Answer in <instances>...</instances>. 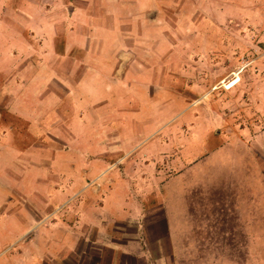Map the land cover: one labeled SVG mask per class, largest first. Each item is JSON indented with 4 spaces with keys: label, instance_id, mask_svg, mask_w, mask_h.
<instances>
[{
    "label": "rangeland",
    "instance_id": "374dc122",
    "mask_svg": "<svg viewBox=\"0 0 264 264\" xmlns=\"http://www.w3.org/2000/svg\"><path fill=\"white\" fill-rule=\"evenodd\" d=\"M88 1L0 0V116L3 128L17 133L20 148L17 156L3 157L16 164L5 176L13 172L18 178L7 183L15 199L0 207L3 252L12 255L13 242L24 243L33 235L31 228L44 221L75 223L83 202L79 192L50 205L46 196L50 189L71 186L62 177L61 163L80 160L79 152L62 155L61 149L97 152L109 146L116 147L114 163L100 170L95 186L113 173L135 171L127 162L136 155L141 162L163 163L156 187L168 182L172 198L192 186L172 252L161 209L147 212L148 237L172 253V264H264V0H163L148 7L146 15L134 9L129 18L142 16V24L131 26L126 44V98L123 89L108 90L111 98L97 89L101 103L85 102L86 88L76 83L116 80L107 69L89 75L88 66L71 58L57 73L50 68L60 64L52 48L63 47L71 9ZM12 7L20 25L30 19L29 38H11ZM55 92L61 103H51ZM45 118L52 132L39 128ZM190 150L188 160L184 155ZM50 161L58 162L50 167ZM251 220L260 230L253 233V243L251 233L236 230L239 223L252 225ZM118 226L134 231L133 223ZM96 252V264H111L112 252Z\"/></svg>",
    "mask_w": 264,
    "mask_h": 264
},
{
    "label": "crops",
    "instance_id": "0c3cea01",
    "mask_svg": "<svg viewBox=\"0 0 264 264\" xmlns=\"http://www.w3.org/2000/svg\"><path fill=\"white\" fill-rule=\"evenodd\" d=\"M162 2L163 0H89L87 5L82 7L84 9L78 6L74 10L71 9L72 16L67 17L71 21V27L69 30L66 29L63 35V47L60 50L56 47L52 48V56L55 61L60 60V64H52L51 70L57 73L58 68H61V63L69 58L77 61L79 65L82 64L83 67L88 66L86 71L89 75L94 70L107 69L116 80L105 78V80L89 81L80 79L76 83V87L86 88L83 97H87L85 102L89 103H101L100 96L96 94L97 89H103L104 96L106 93L108 95V90L123 89V99H125V88L129 87V80H126L128 66L126 58L130 49L126 47V44L131 39V26L133 29V27L142 24V16H138L136 19L129 18L128 13H133L135 9L136 13L139 11V14L146 15L148 7H157ZM88 8H96V11L91 13L87 10ZM11 9L13 16H16L15 19L12 18L8 21L12 27L11 38L24 39L32 36L30 19L24 21L28 23L27 25L25 23L20 25L15 7ZM81 12L84 13L83 17L77 18L76 15ZM2 19H0L1 23ZM1 23L0 26L3 28ZM139 39H142L141 35H139ZM110 41L114 43L113 46L109 45ZM11 53L14 52L11 51ZM60 82H64L65 87H70L68 82L62 80ZM104 89L106 90L104 91ZM52 94L55 98L51 103L62 102L59 92ZM109 97L111 98V96L105 98ZM109 101L111 102V99ZM115 101L112 100V102ZM105 102L107 103V101ZM1 119L0 116V207L5 200L15 199L14 196L10 197L7 183L9 180L11 182L18 180L14 177L13 172L11 178L5 176V173L9 172L7 168H14L16 164L14 160L5 163L3 157L5 154L17 156L16 154L20 151L19 146L15 143L17 133L13 128H3ZM46 120L47 118L41 123V119L39 128L43 132H52L48 128ZM50 120L53 119L49 118ZM115 150L116 147L109 146H101L97 152L89 149L82 151L77 147L61 149L59 154L62 155L69 151L79 152L80 160L61 163L60 166L64 168L61 171L63 172L62 177L66 178L67 182L66 179L64 181L71 186L65 185L61 189H50L46 196L50 205L56 199L68 200L77 196L76 194L79 192L83 202L75 223L71 226L63 221L59 223L44 221L45 224L32 227L31 229H34L31 238L24 243L19 242L15 245L13 242L14 246L12 245L10 249L12 255L3 252L5 244L0 242V264H96V249L102 251L107 249L112 252L111 264H115V262L117 264H172L171 248H176L174 233L178 230L176 223L180 225L179 221L185 217L184 202L186 196L189 195L188 191H192L193 188L191 185L186 186L181 192H178L177 198H172L169 195V188L166 186L168 182L165 186L156 187L162 182L165 169L163 163H159L157 159L155 162L151 160L141 162L136 160L138 155L127 162L130 167L137 168L135 171L127 175L113 173L95 186L94 179L98 177L102 168L111 165L112 154ZM189 152L191 150L184 155L188 160L193 157ZM85 156L92 158L86 159ZM57 162L50 161L49 166L53 167ZM76 171L81 172L80 176ZM177 175L179 172L172 174L170 180L175 179ZM71 177L75 179L73 180ZM90 180L91 182L88 183ZM83 181L88 184L79 189L78 186ZM136 182L138 186H135ZM160 191H163L162 194ZM157 208L161 209L162 216L164 215L166 232L168 234L170 232L168 242L171 252L168 254L163 252L164 244L160 240L156 238L150 240L148 237L147 212ZM17 214L18 212L15 210L13 216ZM0 217L1 230L3 228L1 211ZM120 222L133 223L134 231L126 232L118 226ZM16 229L19 230L18 227ZM237 229L241 232L251 233L250 241L252 243L253 233L260 231L258 224L257 227H254L253 222L252 225L239 223L236 226ZM160 230L163 231V228ZM120 236L123 237V240H119Z\"/></svg>",
    "mask_w": 264,
    "mask_h": 264
}]
</instances>
